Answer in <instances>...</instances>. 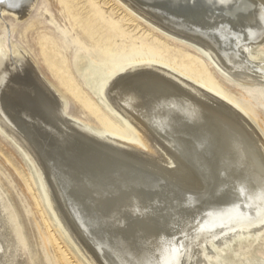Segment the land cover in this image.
<instances>
[{
    "label": "bare ground",
    "instance_id": "obj_1",
    "mask_svg": "<svg viewBox=\"0 0 264 264\" xmlns=\"http://www.w3.org/2000/svg\"><path fill=\"white\" fill-rule=\"evenodd\" d=\"M121 1L231 79L264 85V0ZM33 5L0 0V132L71 249L88 264H227L264 247V137L248 114L140 58L95 83L125 134L93 128L66 111L67 79L11 39L3 16ZM34 247L0 178V264H40Z\"/></svg>",
    "mask_w": 264,
    "mask_h": 264
},
{
    "label": "rangeland",
    "instance_id": "obj_2",
    "mask_svg": "<svg viewBox=\"0 0 264 264\" xmlns=\"http://www.w3.org/2000/svg\"><path fill=\"white\" fill-rule=\"evenodd\" d=\"M3 17L12 25V41L21 42L39 61L46 78L53 83L60 82V77L67 79L59 86L66 99V111L93 128L125 134L121 120L96 91L99 76L131 60L151 58L229 97L264 137L263 84L246 86L231 79L197 48L162 32L121 0H34L23 18L15 19L9 12ZM78 57L82 58L80 67ZM89 78L95 81L91 83ZM0 178L20 212L40 264H88L48 220L30 167L1 132ZM251 248L254 254L248 261L242 262L238 255L227 264H263L264 247Z\"/></svg>",
    "mask_w": 264,
    "mask_h": 264
}]
</instances>
